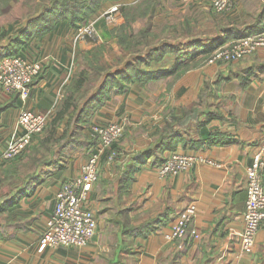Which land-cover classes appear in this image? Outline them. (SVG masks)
Listing matches in <instances>:
<instances>
[{"label":"crops","instance_id":"crops-1","mask_svg":"<svg viewBox=\"0 0 264 264\" xmlns=\"http://www.w3.org/2000/svg\"><path fill=\"white\" fill-rule=\"evenodd\" d=\"M49 1L0 0V59L8 52H16L44 63L27 98L19 92L5 91L0 84V152L13 136L23 132L17 121L19 111L28 108L53 113L69 84V70L74 66L76 53L94 49L107 39L109 28L99 26L100 41L84 38L77 42L79 27L64 11L46 22L42 17ZM114 2L103 1L91 16L102 14ZM235 3L241 10L234 19L239 27L255 14L264 13V0H256L254 12L246 0ZM190 7L192 14L210 11L208 6H198L194 1ZM160 9L155 10V17ZM32 24L39 27L28 29ZM214 36L206 43L196 44L217 42L216 32ZM223 36L224 33L220 35ZM236 38L232 35L226 42ZM260 63H264V47L257 48L243 65L251 68L245 85L239 78L228 79L211 99L210 107L218 116L206 119V114H201V120H193L183 136L171 141L164 153L166 157L174 150L201 153L218 164L197 163L187 170L160 176L157 165L147 160L128 170L129 160L155 139L144 138L132 146L134 140L124 137L116 143L115 153L119 157L107 160V152L104 154L102 181L93 185L91 191V204L99 210L98 235L85 247H50L42 244L40 237L53 212L56 194L66 178L81 173L91 149L87 144L75 145L67 151L61 165L45 174L35 189L11 209L14 218L22 220L15 228L0 233V264H264V226L256 233L253 250L237 257L244 227L246 170L264 144V69ZM167 67V63L157 62L146 68L154 71ZM143 88L134 82L127 91L106 97L93 110L91 119L108 122L120 115L118 118L126 121L131 120V111H137L141 120L144 116L138 97H143ZM196 93V88L189 87L175 94L181 100ZM166 123L167 120H159L156 125L162 129ZM82 131L89 135L87 126ZM213 138L218 141L211 142ZM191 201L197 203L198 211L187 235L169 238L180 211ZM131 226L142 227L144 234L128 235L125 230ZM192 229L197 231V237L191 235Z\"/></svg>","mask_w":264,"mask_h":264},{"label":"rangeland","instance_id":"rangeland-1","mask_svg":"<svg viewBox=\"0 0 264 264\" xmlns=\"http://www.w3.org/2000/svg\"><path fill=\"white\" fill-rule=\"evenodd\" d=\"M114 1L116 2H114L110 7L111 9L108 8L103 11L102 14L90 16L82 23V25H84L93 22L95 26L94 33L92 35H88L85 39L92 38L95 42L100 41L102 39L100 27L104 29V26L109 28L108 35H106L107 39L104 38L106 42H99L95 45L94 49L89 50H94L90 53L92 54L91 59H87L81 62V60H83L82 56L85 54V52L81 51L79 53H76L74 66H72V69L69 70V83L74 77L76 71L81 69L83 66H86L88 68H91V66L93 67L92 69H90V75L92 76V78L90 79V83H92L98 78V76H100V73H98L95 68H107L108 70H114L125 63L124 58L129 54L130 50L137 48V46L135 45L136 37L131 35L129 31H121V29L127 22L131 28V32L138 33V30L145 26L148 17L151 18V29L154 33L153 41L156 42L155 45H160L162 44L160 42L166 41L169 47L156 53L157 58H160L151 59L149 65L157 62H162L168 64L169 67L167 68H172L177 64V53L175 52V50L177 49L176 47L182 46L186 43L187 40L196 41V43H206L208 41L205 40H207L208 38L216 37L214 36L215 32L218 37L223 34L221 28L225 27L227 24H230L231 22L232 25L240 24L234 21L235 15L241 11L240 8L236 6V0H231L229 8L222 12L216 11L212 0H156V2H158L157 9L158 7H161V13H159V16L157 15L156 17L154 14L148 15L151 10H148L145 0ZM192 1H194L198 6H208L210 11L206 10L203 14H192L194 12V10H192V8L190 7ZM246 2L248 4H252L251 12L256 11V9L253 8V4H255L256 0H246ZM115 6L117 7V9L112 10V8ZM261 30H264V28ZM253 34H257V32L249 33L245 36L233 39L232 41L220 43L219 45L217 44V42H213L208 45V47L211 48L209 51H206L205 48H203L205 46L198 45V48H192L190 51L191 54L195 56L190 59L191 63L189 64V66H187L186 68H181L178 73L169 77L161 78L157 82L139 81L140 84H142V86L144 87L142 89V91L144 92L143 97H138L140 101H142V103H140L142 104L140 110H142L141 114L144 117L140 120V117L138 116L139 113L137 111H131V120L125 119L126 121H124L122 118H118L120 115L116 116L115 118H111L112 120L110 121L118 120L124 126L123 135L120 139L124 137H127L129 140L133 139L134 142L131 144L132 146H137L140 142L143 141L144 138L147 139L148 137L151 139V141H153L157 137V131L160 128L156 125L157 121L160 120L163 123L166 120L168 122L173 121V116L175 114H181L184 108H191V106L197 105L198 101L202 100L203 98H207V101L211 102V99L214 98V96L217 94V91L221 88L222 85L225 84L224 82L227 81L219 79L221 76L220 73H225L232 68H234V70L238 69L239 67L243 66L245 62H248L249 56H253L254 54V51H252L250 53H246L244 56L238 59H228L224 56V52L232 49L236 45L238 46V43L240 42V44H246L242 43L241 40L247 39L249 38V36H254ZM79 40H77V42ZM232 42L238 43L234 45V43ZM256 42H260L256 43V46H258L259 48L264 47V36L256 37ZM249 44L251 43L249 42ZM202 51L203 53H201ZM90 61L92 62L91 65ZM103 62L104 64L102 65ZM146 64L147 63H142V66H146ZM136 65H138V62L136 63ZM118 78L122 79V74L119 75ZM189 87L191 89H197V93L195 94V96L193 94L191 97L185 96L184 98L179 100L181 96H176L175 93L183 92V90H186ZM63 94H61V100L58 101L57 105L54 107L53 113L61 103ZM53 113L43 112V114H47L49 120L47 121L45 128L33 136L26 152H29L30 148L32 149L31 151H34L33 146L37 145L38 140L46 135L45 130L49 125V121ZM92 121L97 120L90 119V121L87 123L86 126L89 135H87L82 130H79L80 132L78 133L77 138L80 139L81 142H84L83 140H94L89 131V123ZM130 121L134 122L132 123ZM119 140L117 142H119ZM117 142H115L111 146V148L106 151L109 156L106 157L107 160H109L111 156L113 161L116 157H119V153H115ZM22 154L23 153L19 155ZM103 157L101 160V167L104 166ZM10 161H8V163H5L4 165H2L3 162L0 164V172L3 166L5 170V178L6 175H8V177H11L13 174V170L9 171V168L12 164H9ZM23 167V164H21L20 168L23 169ZM101 174L102 171L100 173L99 179L94 183V185H97L98 182L101 183ZM4 180L5 179L0 177V188L3 189L2 194L4 193V190H7L10 187L8 185L9 178L6 179L5 183L3 184L2 182ZM93 209H95V215L98 218L99 210L98 207L95 206V204ZM97 231H99V226L97 227Z\"/></svg>","mask_w":264,"mask_h":264},{"label":"trees","instance_id":"trees-1","mask_svg":"<svg viewBox=\"0 0 264 264\" xmlns=\"http://www.w3.org/2000/svg\"><path fill=\"white\" fill-rule=\"evenodd\" d=\"M103 1L105 0H50L45 4L47 7L45 8L42 18H45L47 20L46 22H49L54 19L57 12L64 11L67 13L69 20L79 27L91 16L92 12L101 6ZM145 3L148 10H151L148 15L155 14L158 2H156V0H145ZM263 14L262 11L255 14L253 19L244 24L245 26L243 25L244 27L242 28H239L238 25L227 24L225 27L221 28L224 36L218 37L217 44L219 45L220 43L226 42L232 35L242 37L249 33L262 31L261 29L264 28ZM151 23V18L148 17L145 26L139 29L138 33H132L128 22L125 23L121 31H129L131 35L135 36V45L137 46L136 49L130 50L129 54L124 58L125 63L114 70L95 68V70L100 73V76L92 83H90V79L92 78L90 69L93 68L92 66L91 68L83 66L76 71L74 77L64 91L61 103L52 114L49 125L45 130L46 135L38 140L37 145L33 146L34 151H31L32 149L30 148L29 152H26L28 150L27 146L22 152V155H18V157H15L16 159H7L2 163V165H4L11 160L9 164H12L9 171L13 170V174L11 177L6 175L5 178V170L1 165L0 177L5 180L9 178L8 185L10 187L4 190L3 194V189L0 188V233L6 229L8 230L10 227L15 228L19 223L21 224L22 218H14L11 209L19 203L23 196L30 194L35 189L36 184L45 174L61 165L62 159L66 156L68 149L78 144H87L91 146L94 143V140H83L84 142H81L77 136L80 132L79 130H83L90 121L93 110L95 111V108L99 106L106 97H111L112 94L127 91L130 89L131 83L169 77L178 73L181 68L189 66L191 63L190 59L195 56L191 54L190 51L192 48H198V44H196V41L183 40L186 41V43L176 47L177 64L174 67L157 69L154 71L147 70L146 67L149 66L151 59L157 58L156 53L169 47L166 41L160 42L162 43L160 45H155L156 42L153 41L154 33L151 29ZM37 25L39 24H32L27 28L39 27ZM203 48H205L206 51L211 49L208 45ZM93 51L85 52L81 62L91 59L92 54L90 53ZM10 53L12 52H8V54ZM201 53H203V51ZM137 62L138 65H136ZM142 63L147 64L146 66H142ZM91 64L92 62L90 61V65ZM103 64L104 62L102 65ZM260 66L264 69V63H260ZM250 73L251 68L241 66L238 69L234 70V68H232L225 73H220L221 76L219 79L228 80L236 77L245 85L250 79ZM121 74L123 76L122 79L118 78ZM199 101L197 105H193L191 108H184L181 114H175L173 116V121H167L166 125L157 131L155 140L147 146L145 150L139 151L129 160L130 163L127 165L128 170H134L139 167L142 162H146L147 160H150L154 166L162 164L166 160V155L164 153L167 150L166 147L168 144L174 139L182 137L183 132L186 131L187 126L193 120L199 122L201 120V114H206V119H214L218 116L217 111H214L210 107V102L207 101V98H203ZM213 136L214 135L210 137ZM210 141L216 143L218 140L213 138ZM21 164L24 166L23 169L20 168ZM5 180L2 182L3 184ZM103 183L111 182L103 181ZM140 229H142V227L137 228L131 226L127 227L125 231L130 236L144 234ZM0 236H2V234H0Z\"/></svg>","mask_w":264,"mask_h":264},{"label":"built area","instance_id":"built-area-1","mask_svg":"<svg viewBox=\"0 0 264 264\" xmlns=\"http://www.w3.org/2000/svg\"><path fill=\"white\" fill-rule=\"evenodd\" d=\"M214 8L218 12L227 10L231 0H212ZM111 9V8H110ZM117 9L113 7L112 10ZM95 31L93 22L79 26L76 39L86 38ZM241 40L242 43L232 42V49L224 52L228 59H238L246 53L255 51L256 37L264 36V30ZM258 35V36H256ZM254 41V42H251ZM249 42L251 44H249ZM43 62L30 60L21 53H12L0 59V84L7 92H19L23 98H27L30 87L35 78L41 73ZM47 114L35 112L23 108L18 114V124L23 132L13 136L0 152V164L7 159L18 156L29 145L35 134L42 131L47 121ZM90 135L94 139L86 163L81 173L74 177L66 178L60 190L56 194V202L51 216L47 219L45 228L41 234L42 244L56 247L74 245L85 247L98 235L97 217L93 210L90 193L94 183L99 179L102 171L101 160L106 151L123 135L124 126L118 120L108 123L92 121L89 123ZM112 157V156H111ZM112 159V158H111ZM218 164L215 160L201 154L171 151L166 160L156 166L160 176L180 172L189 169L197 163ZM264 144L253 156L252 163L247 167L246 200L243 218V231L241 235L240 249L237 257L250 252L255 246L257 231L264 226ZM198 206L191 201L179 213L178 219L172 226L168 237L180 238L187 235L189 225L196 216ZM191 235L198 236L195 229Z\"/></svg>","mask_w":264,"mask_h":264}]
</instances>
